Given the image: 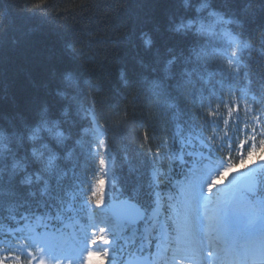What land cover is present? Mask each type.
Returning a JSON list of instances; mask_svg holds the SVG:
<instances>
[{
	"label": "trees",
	"instance_id": "1",
	"mask_svg": "<svg viewBox=\"0 0 264 264\" xmlns=\"http://www.w3.org/2000/svg\"><path fill=\"white\" fill-rule=\"evenodd\" d=\"M263 120L264 0H0V262L100 216L98 130L109 191L149 216L169 155L229 160ZM252 197L264 202V168Z\"/></svg>",
	"mask_w": 264,
	"mask_h": 264
},
{
	"label": "rangeland",
	"instance_id": "2",
	"mask_svg": "<svg viewBox=\"0 0 264 264\" xmlns=\"http://www.w3.org/2000/svg\"><path fill=\"white\" fill-rule=\"evenodd\" d=\"M219 24L220 21H216L208 27ZM226 37L228 46L222 55L237 66L244 46L233 36ZM258 132L262 136L252 138V148L238 153L236 167L225 162L222 154L206 162L201 161L200 153L190 160L181 154L169 155L170 171L159 167L154 173L162 187L154 213L143 227L132 228L107 218L113 181L104 135L98 130L96 153H104L103 175L95 189L101 222H95L91 211L87 224L77 221L69 226L67 233L57 235L53 242L61 259L54 264H123L128 257L147 254H153L154 264H264V206L260 202L249 204L248 194L239 188L243 178H256L257 171L264 166V123L258 126ZM166 158L163 154L154 155L159 166ZM160 174L163 181L170 180L172 184L164 188ZM228 221L229 224H225ZM224 224L228 233L235 228L231 236L241 233L240 236L235 234L239 237L236 250L227 258H223L222 253L216 257L211 247L217 243L216 231L223 230ZM220 242L226 243L227 239ZM36 257L50 264L49 257H41L39 251Z\"/></svg>",
	"mask_w": 264,
	"mask_h": 264
},
{
	"label": "water",
	"instance_id": "3",
	"mask_svg": "<svg viewBox=\"0 0 264 264\" xmlns=\"http://www.w3.org/2000/svg\"><path fill=\"white\" fill-rule=\"evenodd\" d=\"M253 186L252 178H248L241 183L243 188L252 189ZM110 210L114 218L132 226L137 225L146 216L145 211L138 204L129 200H116L113 194H110ZM124 264H152V262L149 256H146L144 258L127 259Z\"/></svg>",
	"mask_w": 264,
	"mask_h": 264
},
{
	"label": "snow or ice",
	"instance_id": "4",
	"mask_svg": "<svg viewBox=\"0 0 264 264\" xmlns=\"http://www.w3.org/2000/svg\"><path fill=\"white\" fill-rule=\"evenodd\" d=\"M34 235L40 237L33 241L34 246H29L26 244L20 245V250L25 252L27 256L30 257V259L27 260L25 264H46L45 260L40 259L39 257H34V253L29 251V249L38 250L41 257H49L50 264H54V262H57L61 259V257L56 254V246L53 241L45 239L40 233H34ZM97 243H100V241H97ZM93 247H95V245H93ZM0 264H3V262H0Z\"/></svg>",
	"mask_w": 264,
	"mask_h": 264
},
{
	"label": "bare ground",
	"instance_id": "5",
	"mask_svg": "<svg viewBox=\"0 0 264 264\" xmlns=\"http://www.w3.org/2000/svg\"><path fill=\"white\" fill-rule=\"evenodd\" d=\"M105 140V139H104ZM254 145V143H252L251 145H250V147L252 148V146ZM105 149H106V142H105ZM103 153V152H102ZM105 154H106V151H105ZM175 154H177V153H175ZM107 155V154H106ZM103 157H104V153H103ZM102 157V158H103ZM108 157V156H107ZM109 158V157H108ZM110 160V159H109ZM101 161H102V159H101ZM110 164H111V162H110ZM101 165H102V163H101ZM111 188V187H110ZM115 195L119 198V199H121V200H129V199H125V198H121L118 194H116L115 193ZM129 201H131V200H129ZM133 202V201H132ZM135 203V202H134ZM235 230V228L233 229V231ZM233 231H229L230 233H232Z\"/></svg>",
	"mask_w": 264,
	"mask_h": 264
}]
</instances>
